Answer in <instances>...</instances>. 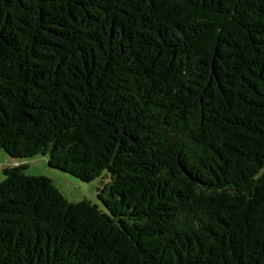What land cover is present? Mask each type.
Wrapping results in <instances>:
<instances>
[{"label": "trees", "instance_id": "trees-1", "mask_svg": "<svg viewBox=\"0 0 264 264\" xmlns=\"http://www.w3.org/2000/svg\"><path fill=\"white\" fill-rule=\"evenodd\" d=\"M2 152L0 264H264V0H0Z\"/></svg>", "mask_w": 264, "mask_h": 264}, {"label": "rangeland", "instance_id": "rangeland-1", "mask_svg": "<svg viewBox=\"0 0 264 264\" xmlns=\"http://www.w3.org/2000/svg\"><path fill=\"white\" fill-rule=\"evenodd\" d=\"M10 159L5 153L0 154V182L4 180L3 167L10 165ZM30 175L46 176L52 180L57 189L73 203L88 200L94 204L103 207V203L99 200L98 194L100 190L110 182V176L105 174L103 178L95 180L91 183L82 182L79 179L64 174L56 170L50 169L48 165V157H40L28 162ZM13 165V164H11ZM10 165V166H11ZM107 196V195H105Z\"/></svg>", "mask_w": 264, "mask_h": 264}]
</instances>
